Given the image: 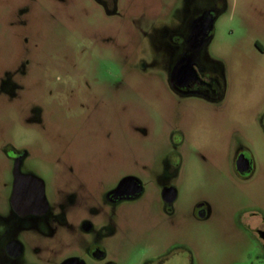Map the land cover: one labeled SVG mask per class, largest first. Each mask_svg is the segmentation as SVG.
Here are the masks:
<instances>
[{"label":"rangeland","instance_id":"rangeland-1","mask_svg":"<svg viewBox=\"0 0 264 264\" xmlns=\"http://www.w3.org/2000/svg\"><path fill=\"white\" fill-rule=\"evenodd\" d=\"M194 1L104 9L94 0H0V220L12 218L2 153L11 143L31 155L25 166L47 195L52 166L65 190L96 191L99 179L122 173L144 183L138 201L95 221L92 239L106 257L93 261L80 247L86 264H264L255 232L264 230V0H223L201 50L222 82L216 101L169 84L178 48L167 39L185 31ZM239 154L250 159L246 174L236 170ZM165 186L176 190L170 211ZM75 234L27 251L20 264L57 263L82 245Z\"/></svg>","mask_w":264,"mask_h":264},{"label":"flooded vegetation","instance_id":"flooded-vegetation-1","mask_svg":"<svg viewBox=\"0 0 264 264\" xmlns=\"http://www.w3.org/2000/svg\"><path fill=\"white\" fill-rule=\"evenodd\" d=\"M94 1L104 9L107 8L109 1L115 2V0ZM223 5V0H195L193 14L185 31L180 34L171 33L167 39L168 43L178 48L173 67L181 60L188 59L196 73V78L182 88H173L170 85L171 89L180 96L216 101L222 95L220 77L201 58V50L209 41L212 31L201 49L192 47L194 41L190 39V35L194 21L209 15L215 19ZM114 11L115 8L111 12ZM6 80L11 82L9 75ZM2 153L11 163L10 206L12 218L8 223L0 220V264H20L27 251L32 250L38 255L45 243L47 244L55 237L59 241L63 240L65 234L70 232L76 233L75 235L79 238L83 237V243L80 245V243L74 242L71 247L75 249L73 254L63 256L55 264H86L85 259L75 253L80 247L85 250V255L89 259L101 261L106 257V253L92 239L95 221L110 219L113 214H116L114 209L136 202L145 194L144 183L133 173L117 175L113 183H105L99 179L101 185L96 191L90 189L88 192L80 183L73 189L65 190L59 181L61 168L52 166L50 174L52 178L56 179L54 181L53 178L50 183L47 195L46 184L40 175L25 166L28 157L31 156L27 151L7 143L3 147ZM240 155L243 154H239L238 157ZM125 180L124 186L119 187ZM167 188L171 187L165 186L160 193V198L165 203L167 211H170L171 203H166L162 197L163 191ZM199 211L205 213L202 208ZM255 232L264 253L261 238L264 230L255 229ZM70 236L68 237L70 238ZM165 262L160 258H148L143 264H165Z\"/></svg>","mask_w":264,"mask_h":264},{"label":"water","instance_id":"water-1","mask_svg":"<svg viewBox=\"0 0 264 264\" xmlns=\"http://www.w3.org/2000/svg\"><path fill=\"white\" fill-rule=\"evenodd\" d=\"M214 18L211 15L203 17L199 20L194 21L192 26V32L190 39H193L194 45L192 46L195 49H201L205 44L207 38H209V33L213 29ZM196 78V73L193 69L192 63L188 59H183L178 62L171 70L169 76V83L173 88H182L187 85L188 82ZM236 170L240 174H246L251 170V164L248 158L240 155L235 163ZM129 181V179H128ZM126 180L123 181L119 187L124 186ZM137 191H139L137 189ZM163 200L170 204L176 199V190L174 188H167L163 191L162 194ZM200 216H204L201 213ZM263 240V249H264V232L261 234Z\"/></svg>","mask_w":264,"mask_h":264}]
</instances>
